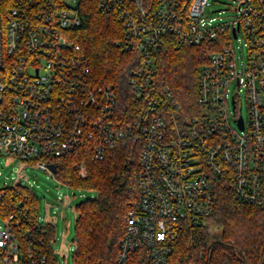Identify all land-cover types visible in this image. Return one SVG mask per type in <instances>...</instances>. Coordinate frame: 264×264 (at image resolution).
Listing matches in <instances>:
<instances>
[{"label":"built area","instance_id":"obj_1","mask_svg":"<svg viewBox=\"0 0 264 264\" xmlns=\"http://www.w3.org/2000/svg\"><path fill=\"white\" fill-rule=\"evenodd\" d=\"M84 2L0 0V156L22 162L19 177L28 165L54 175L52 159L81 145L103 159L138 144L140 193L116 264H201L176 243L207 223L220 184L264 206V0H239L231 18L208 15L209 0H96L123 22L117 45L140 56L129 71L136 99L128 112L113 84L91 80L75 38ZM171 39L210 47L198 72V110L182 118L158 76V54ZM79 172L87 175L84 162ZM4 220L0 262L21 264L16 214ZM35 231L28 232L31 264L45 260L35 253Z\"/></svg>","mask_w":264,"mask_h":264},{"label":"trees","instance_id":"obj_2","mask_svg":"<svg viewBox=\"0 0 264 264\" xmlns=\"http://www.w3.org/2000/svg\"><path fill=\"white\" fill-rule=\"evenodd\" d=\"M82 11L83 24L76 28L75 38L89 58L91 80L113 84L122 110L128 112L136 99L128 83L129 71L140 56L117 45L116 40L124 35V25L115 14L102 11L96 0H86ZM209 52L207 45H177L171 39L158 54V76L174 93L180 109L178 117L198 110V72L208 61ZM139 156V145L128 144L96 159L90 145L85 144L52 159L57 165L54 176L60 182L97 192L96 197L77 205L74 264H116L126 216L140 193ZM82 162L87 167L86 176L79 174ZM0 210L3 217L16 214L18 224L14 230L21 241V264L32 263L28 232L35 230V253L45 256V260L33 264H58L53 245L56 222L39 220L38 198L28 186L9 188L0 196ZM38 225L43 230H37ZM176 249L182 254L190 253L201 264H264V206L243 202L235 196L232 186L220 184L207 223L187 228Z\"/></svg>","mask_w":264,"mask_h":264},{"label":"rangeland","instance_id":"obj_3","mask_svg":"<svg viewBox=\"0 0 264 264\" xmlns=\"http://www.w3.org/2000/svg\"><path fill=\"white\" fill-rule=\"evenodd\" d=\"M238 2L239 0H209L206 12L208 15L219 14L224 18H231L234 14L233 7ZM238 51L244 53L243 49L238 48ZM21 166L22 162L14 155L0 156V191L8 190L18 181L28 186L38 198L39 220L56 222V240L53 245L58 264H74L77 205L86 198L96 197L97 192L70 187L60 182L49 171L32 165H28L22 171L23 176L19 177ZM59 196H62L61 200L58 199ZM4 225L5 220L0 210V227Z\"/></svg>","mask_w":264,"mask_h":264},{"label":"water","instance_id":"obj_4","mask_svg":"<svg viewBox=\"0 0 264 264\" xmlns=\"http://www.w3.org/2000/svg\"><path fill=\"white\" fill-rule=\"evenodd\" d=\"M49 168L55 173L57 171V165L55 163H50Z\"/></svg>","mask_w":264,"mask_h":264}]
</instances>
